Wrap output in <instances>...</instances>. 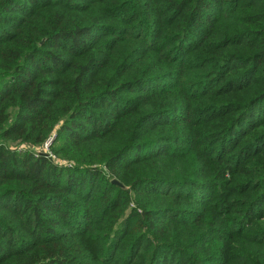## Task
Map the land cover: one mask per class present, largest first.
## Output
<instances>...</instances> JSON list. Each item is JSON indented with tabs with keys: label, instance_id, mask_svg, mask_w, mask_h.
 Listing matches in <instances>:
<instances>
[{
	"label": "trees",
	"instance_id": "trees-1",
	"mask_svg": "<svg viewBox=\"0 0 264 264\" xmlns=\"http://www.w3.org/2000/svg\"><path fill=\"white\" fill-rule=\"evenodd\" d=\"M0 264H264V0H0Z\"/></svg>",
	"mask_w": 264,
	"mask_h": 264
},
{
	"label": "rangeland",
	"instance_id": "rangeland-1",
	"mask_svg": "<svg viewBox=\"0 0 264 264\" xmlns=\"http://www.w3.org/2000/svg\"><path fill=\"white\" fill-rule=\"evenodd\" d=\"M52 137V136H51ZM45 143H47V142H45ZM9 145L11 146V147H13V148H24V147H26V145L25 144H20L19 142H10L9 143ZM33 148V147H32ZM40 149H43L44 151H46V152H49V150H48V148H47V146H45V144L42 146V147H38V148H35V150L37 151V150H40Z\"/></svg>",
	"mask_w": 264,
	"mask_h": 264
},
{
	"label": "built area",
	"instance_id": "built-area-1",
	"mask_svg": "<svg viewBox=\"0 0 264 264\" xmlns=\"http://www.w3.org/2000/svg\"><path fill=\"white\" fill-rule=\"evenodd\" d=\"M50 140H51V139H49V140L47 141V143H45V146L48 147V144L50 143Z\"/></svg>",
	"mask_w": 264,
	"mask_h": 264
}]
</instances>
